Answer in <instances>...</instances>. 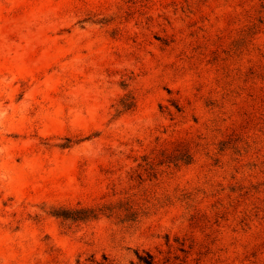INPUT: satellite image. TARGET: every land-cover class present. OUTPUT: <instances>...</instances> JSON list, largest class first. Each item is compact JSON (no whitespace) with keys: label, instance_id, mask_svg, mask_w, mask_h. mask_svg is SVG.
Listing matches in <instances>:
<instances>
[{"label":"rangeland","instance_id":"rangeland-1","mask_svg":"<svg viewBox=\"0 0 264 264\" xmlns=\"http://www.w3.org/2000/svg\"><path fill=\"white\" fill-rule=\"evenodd\" d=\"M264 264V0H0V264Z\"/></svg>","mask_w":264,"mask_h":264},{"label":"trees","instance_id":"trees-1","mask_svg":"<svg viewBox=\"0 0 264 264\" xmlns=\"http://www.w3.org/2000/svg\"><path fill=\"white\" fill-rule=\"evenodd\" d=\"M140 264H152V259L150 255H146V257H138Z\"/></svg>","mask_w":264,"mask_h":264}]
</instances>
